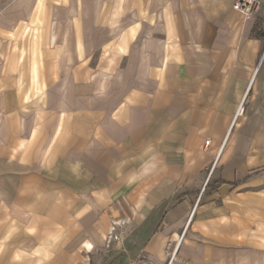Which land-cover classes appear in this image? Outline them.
I'll list each match as a JSON object with an SVG mask.
<instances>
[{
  "label": "crops",
  "instance_id": "0c3cea01",
  "mask_svg": "<svg viewBox=\"0 0 264 264\" xmlns=\"http://www.w3.org/2000/svg\"><path fill=\"white\" fill-rule=\"evenodd\" d=\"M233 1L0 24V264H264V0Z\"/></svg>",
  "mask_w": 264,
  "mask_h": 264
},
{
  "label": "rangeland",
  "instance_id": "374dc122",
  "mask_svg": "<svg viewBox=\"0 0 264 264\" xmlns=\"http://www.w3.org/2000/svg\"><path fill=\"white\" fill-rule=\"evenodd\" d=\"M33 0H0V24L13 26L20 16L27 13V8ZM6 27V26H5ZM6 181L0 178V190L4 189Z\"/></svg>",
  "mask_w": 264,
  "mask_h": 264
},
{
  "label": "built area",
  "instance_id": "2783aa9c",
  "mask_svg": "<svg viewBox=\"0 0 264 264\" xmlns=\"http://www.w3.org/2000/svg\"><path fill=\"white\" fill-rule=\"evenodd\" d=\"M260 8V1L259 0H234L232 9L239 13L243 18L249 19L252 18L259 10ZM261 35L262 38L264 39V24L262 25L261 28ZM209 144V140L205 142V145ZM213 168V165L211 166ZM193 212L191 213L192 216ZM190 216V219H191ZM189 219V220H190ZM175 252L176 250H172L169 255L168 259L165 264H172L175 258ZM129 264H148L146 260L144 259H137Z\"/></svg>",
  "mask_w": 264,
  "mask_h": 264
}]
</instances>
